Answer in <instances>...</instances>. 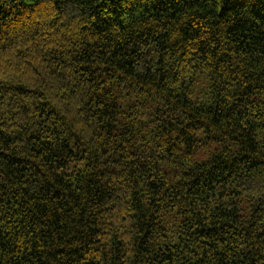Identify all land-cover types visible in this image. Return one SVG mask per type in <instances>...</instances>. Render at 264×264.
Here are the masks:
<instances>
[{
    "label": "trees",
    "instance_id": "16d2710c",
    "mask_svg": "<svg viewBox=\"0 0 264 264\" xmlns=\"http://www.w3.org/2000/svg\"><path fill=\"white\" fill-rule=\"evenodd\" d=\"M0 264H264V0H0Z\"/></svg>",
    "mask_w": 264,
    "mask_h": 264
}]
</instances>
